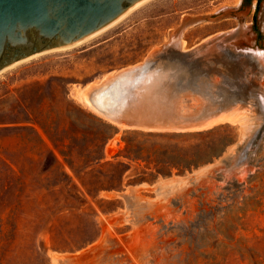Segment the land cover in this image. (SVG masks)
I'll list each match as a JSON object with an SVG mask.
<instances>
[{"label":"rangeland","instance_id":"1","mask_svg":"<svg viewBox=\"0 0 264 264\" xmlns=\"http://www.w3.org/2000/svg\"><path fill=\"white\" fill-rule=\"evenodd\" d=\"M238 1L143 0L75 44L39 52L0 71V264H264L263 130L238 169L214 176L217 184L224 178L219 187L223 191L190 186L180 194V202L158 211V216L167 213L165 226L161 217H149L147 202L157 196L158 181L191 175L224 158L230 146H244L247 139L239 140L240 123L224 122L209 134L189 139L215 146L235 132V140L212 160L155 180L154 170L144 161L130 160L125 186L117 187L121 168L105 161L124 146L125 129L106 141L108 121L77 97L83 84L142 60L163 45L185 15L212 14ZM256 2L250 1L244 23L252 22ZM237 23L225 17L188 24L182 29L183 48ZM101 154L102 162H95ZM248 163L253 167L246 179L231 186L228 182ZM79 177L94 192L101 189L91 196ZM170 215L177 219L169 220Z\"/></svg>","mask_w":264,"mask_h":264},{"label":"water","instance_id":"2","mask_svg":"<svg viewBox=\"0 0 264 264\" xmlns=\"http://www.w3.org/2000/svg\"><path fill=\"white\" fill-rule=\"evenodd\" d=\"M141 1L0 0V69L80 41ZM249 7L239 0L212 14L185 15L168 40L142 60L113 68L79 87V101L117 132L202 130L230 122L222 120L226 116L234 118L251 127L246 144L228 159L209 163L213 178L233 172L264 131V0H257L252 22L244 23ZM225 17L238 23L183 48L185 26ZM229 82L236 91L223 98L216 88Z\"/></svg>","mask_w":264,"mask_h":264},{"label":"trees","instance_id":"3","mask_svg":"<svg viewBox=\"0 0 264 264\" xmlns=\"http://www.w3.org/2000/svg\"><path fill=\"white\" fill-rule=\"evenodd\" d=\"M245 1L250 3L251 0ZM216 90L219 95L224 98L232 91H236V88L229 82V84L220 83ZM77 107L82 115L85 117L88 116V113L81 106L77 105ZM216 126L217 125L207 129L191 131H145L125 129L122 134L124 146L117 150L112 155L111 159L106 160L105 162L114 168H121V178L117 187L125 186L124 173L129 168L130 160H142L146 167L152 168L154 170L152 180H155L160 174L169 175L174 171L182 173L187 170H192L193 168L212 160L214 156L221 154L224 148L235 140V132H232L225 141L215 146H210V144L208 145L204 142H189L190 138L202 137L205 134L211 133L217 128ZM107 127L108 132L106 141L117 134V128L113 124L108 122ZM106 141H104L102 148H104ZM202 148L213 149L210 151H203ZM48 149L53 154L54 161L63 165L53 148ZM194 149L196 152L192 151ZM60 152L63 155L64 160L67 163H70L67 154L61 149ZM121 157H124L128 161H124ZM103 159V154L94 158L97 163H101ZM141 172L144 173V169H142ZM79 179L86 192L91 196H95L101 189L98 188V191L94 192L93 188H91L83 178L79 177Z\"/></svg>","mask_w":264,"mask_h":264},{"label":"bare ground","instance_id":"4","mask_svg":"<svg viewBox=\"0 0 264 264\" xmlns=\"http://www.w3.org/2000/svg\"><path fill=\"white\" fill-rule=\"evenodd\" d=\"M138 4V3H137ZM126 13V12H125ZM117 20V19H116ZM182 40H184V39H182ZM77 42H79V41H77ZM77 42H75V43H77ZM75 43H73V44H75ZM184 43H185V41L183 42V44L182 45H184ZM70 45H72V44H70ZM67 46H69V45H67ZM65 46H63V47H56V48H52V49H48V50H45V51H42V52H47V51H49V50H55V49H59V48H64ZM41 53V52H40ZM37 54H39V53H36V54H34V55H32V56H35V55H37ZM32 56H30V57H32ZM30 57H27V58H30ZM27 58H24V59H21V60H19V61H17V62H15V63H13V64H11V65H8V66H12V65H14V64H16V63H18V62H20V61H23V60H25V59H27ZM8 66H6V67H4V68H2V69H0V71L1 70H3V69H5V68H7ZM222 120H229L230 122H232V123H238L239 124V122L236 120V119H234V118H230V117H224V119H222ZM241 125V127H242V131H241V137H240V142L242 141V140H244L245 138H246V136L248 135V133H249V130H250V126H246V125H243V124H240ZM120 133V131L119 132H117V134L116 135H118ZM239 142V141H238ZM242 143V142H241ZM110 144V143H109ZM108 144V145H109ZM235 146H237V144H234ZM110 146V145H109ZM112 146V145H111ZM235 146H230L229 147V149H228V151H227V153H226V155H225V157L224 158H221V159H219V160H222V159H228L233 153H234V151H235ZM108 146H106V148H107ZM219 160H217V162H219ZM253 161V160H252ZM253 163V162H252ZM252 163H248V164H246V165H244L242 168H240L238 171H237V173L235 174V177H234V179L232 180V181H230V182H228V183H230V185L231 186H237L238 184H241L242 183V181L243 180H245L246 179V176H248V173H250V170H252ZM211 166H212V164H208V165H206V166H204V167H201V168H199V169H197V170H195V172L193 173V174H191V175H186V176H178V175H176V176H171V177H168V178H166V179H163V180H161V181H158V184H157V186H156V189L155 190H157V196L156 197H153L152 199H150L147 203L150 205V207H149V217H151L152 219H154L155 220V218L156 217H161L160 219V222L161 221H163L164 222V225H165V223H169L168 222V216H167V213L165 212L162 216H158V211H160V210H162V209H167L166 207H169L170 205H173L174 204V202H180V200H182L183 198H182V195H180V194H182L185 190H187L190 186H193L194 188L195 187H197V185H206L205 187H206V190L205 191H210V190H212V188L214 187L215 189H216V191L217 190H220V188H221V185H220V183L221 182H223L224 181V178H222V180L219 182V184H217L216 183V180H215V178H213V175H214V173H213V171L211 170ZM226 174V173H225ZM220 180V179H219ZM226 180V179H225ZM147 184V183H146ZM139 185V184H138ZM141 185H144V183L143 184H141ZM148 185V184H147ZM230 186V187H231ZM193 187H192V189H193ZM220 187V188H219ZM224 187H225V185H224ZM227 188H228V186H227ZM196 189V188H195ZM229 189H233V188H229ZM229 189H227V190H229ZM194 190V189H193ZM196 190H198V189H196ZM203 190V191H204ZM204 191V192H205ZM214 191V190H213ZM213 191H211L212 193H213ZM220 191H223V190H220ZM226 191V190H225ZM178 192V193H177ZM197 192V191H196ZM215 192V191H214ZM232 192V191H231ZM110 193V192H109ZM108 193V194H109ZM127 193V192H126ZM190 193V192H189ZM201 193V192H200ZM203 193V192H202ZM216 193V192H215ZM213 194L214 196L215 195H217V193L216 194ZM221 193V192H220ZM107 194V195H108ZM178 194V195H177ZM191 194V193H190ZM193 194V193H192ZM209 194V193H208ZM222 194V193H221ZM211 195V194H210ZM213 195H211L210 197L212 198V196ZM172 196H174V197H176V198H172ZM187 197L189 196V195H186ZM206 196V195H205ZM225 196V195H224ZM229 196H230V194H229ZM158 197V198H157ZM191 197H193V196H191ZM190 197V198H191ZM209 197V195H208V198H210ZM220 197H221V195H220ZM127 198H130V197H127ZM126 198V199H127ZM198 198H200V197H198ZM202 198V197H201ZM200 198V199H201ZM206 199H204V200H207L208 198L207 197H205ZM222 198V197H221ZM221 198H219V199H221ZM186 199V198H185ZM203 199V198H202ZM219 199H217V200H219ZM225 199V198H224ZM198 200V199H197ZM210 200V199H209ZM214 200H216L215 199V197H214ZM189 201H190V199H189ZM223 201V200H222ZM188 202V201H187ZM191 202V201H190ZM192 202H194V201H192ZM191 202V203H192ZM200 202H201V200H200ZM209 202V201H208ZM215 202V201H214ZM195 203V202H194ZM205 203V202H204ZM203 203V204H204ZM207 203V202H206ZM205 203V204H206ZM210 203V202H209ZM213 203V202H212ZM211 203V204H212ZM193 204V203H192ZM200 204V203H199ZM215 204V203H214ZM196 205V204H195ZM201 205H202V203H201ZM210 205V204H209ZM200 206V205H199ZM199 206H197V207H199ZM190 207V206H189ZM126 208V207H125ZM173 208V207H172ZM177 208V207H176ZM204 208H205V206H204ZM207 208V207H206ZM194 209V208H193ZM123 210V209H122ZM197 210H199V209H197ZM196 210V211H197ZM206 210V209H205ZM118 211V210H117ZM146 211V210H145ZM164 211V210H163ZM167 211V210H166ZM176 211V210H175ZM178 211V210H177ZM183 211H184V209H183ZM201 211V210H200ZM128 212V211H127ZM126 212V214H128ZM148 212V211H147ZM179 212H180V209H179ZM178 212V213H179ZM172 213V212H171ZM170 213V214H171ZM177 213V214H178ZM190 213H191V211H190ZM119 214V213H118ZM187 214H188V212H187ZM193 214V213H192ZM145 215V214H144ZM147 215V214H146ZM186 215V214H185ZM171 216V215H170ZM129 217V216H128ZM127 217V219H129ZM132 217V216H131ZM172 217V216H171ZM146 218V217H145ZM177 219V216H173L172 218H169V220H173V219ZM124 219H126L125 217H124ZM126 219V220H127ZM134 219V218H133ZM149 219V218H148ZM152 219H149V221H153ZM159 220V219H158ZM132 221V220H131ZM144 221H146V220H144ZM135 222H137V221H135ZM134 222V223H135ZM138 223V222H137ZM162 223V222H161ZM144 224V223H143ZM145 224H146V222H145ZM154 224H155V222H154ZM163 224V223H162ZM138 225V224H137ZM136 225V226H137ZM156 226V225H155ZM163 226V225H162ZM166 226V225H165ZM161 228V227H160ZM141 230V229H140ZM132 231H134V230H132ZM138 231V230H137ZM157 231V230H156ZM155 232V231H154ZM135 234V233H134ZM147 234V233H146ZM142 235V234H141ZM140 235V236H141ZM148 235V234H147ZM150 235H152V232L151 233H149V236ZM148 240V239H147ZM131 242V241H130ZM129 242V243H130ZM145 242V241H144ZM96 245V244H95ZM80 252V251H79ZM77 252H75L74 254H76ZM69 254V253H68ZM78 254V253H77ZM70 256V255H69ZM78 256V255H77ZM76 256V257H77ZM74 257V256H73ZM72 257V258H73ZM54 259H55V256H54ZM57 259V258H56ZM55 259V260H56ZM67 259H69L68 257H67ZM57 260H59V259H57ZM74 260H75V257H74ZM73 260V261H74ZM58 262V261H57Z\"/></svg>","mask_w":264,"mask_h":264},{"label":"flooded vegetation","instance_id":"5","mask_svg":"<svg viewBox=\"0 0 264 264\" xmlns=\"http://www.w3.org/2000/svg\"><path fill=\"white\" fill-rule=\"evenodd\" d=\"M255 29H256V27H254ZM256 31H257V29H256Z\"/></svg>","mask_w":264,"mask_h":264},{"label":"built area","instance_id":"6","mask_svg":"<svg viewBox=\"0 0 264 264\" xmlns=\"http://www.w3.org/2000/svg\"><path fill=\"white\" fill-rule=\"evenodd\" d=\"M219 190H217L216 192H218Z\"/></svg>","mask_w":264,"mask_h":264}]
</instances>
